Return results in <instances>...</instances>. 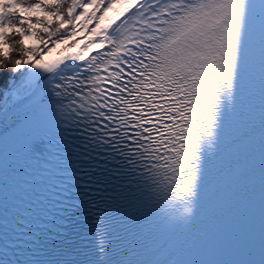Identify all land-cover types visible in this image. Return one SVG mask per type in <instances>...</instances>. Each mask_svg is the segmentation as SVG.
<instances>
[{
	"label": "snow or ice",
	"instance_id": "1",
	"mask_svg": "<svg viewBox=\"0 0 264 264\" xmlns=\"http://www.w3.org/2000/svg\"><path fill=\"white\" fill-rule=\"evenodd\" d=\"M257 15L264 61V0H0V75L11 62V99L53 109L84 147L119 157L131 183L183 206L182 217L169 218L187 223L235 109ZM78 32L89 36L73 41ZM15 37L22 58L12 60ZM30 40L44 47L29 48ZM49 42L69 46L46 61ZM96 226L97 260L114 264L107 213Z\"/></svg>",
	"mask_w": 264,
	"mask_h": 264
},
{
	"label": "trees",
	"instance_id": "2",
	"mask_svg": "<svg viewBox=\"0 0 264 264\" xmlns=\"http://www.w3.org/2000/svg\"><path fill=\"white\" fill-rule=\"evenodd\" d=\"M30 2H35V0H30ZM68 3H71V0H68ZM93 10V9H92ZM66 11V7L61 9V14H63ZM81 11V9H77V13H79ZM41 16V18H43L42 14H39ZM78 22H76V27L78 25ZM53 28L56 27V23H54L52 25ZM72 25H66L65 29L62 30V34H66L67 31L69 29H71ZM40 35L45 36V39H47L48 37L41 31ZM19 37H15L13 38L12 41H10V43L12 44L14 51L12 52V60L18 59V58H22L20 56L21 53V48L20 45L17 44L15 41L18 40ZM52 39H55V37H52ZM54 45L51 44V42H49V47H53ZM28 47H40L43 48L44 45L40 44L39 42H35V43H28ZM11 68H12V64L11 62H9L8 64V71L7 72H3L2 75H0V101L3 100V98L5 97V93L8 92L10 90V85H11V81L14 78L13 77V73L11 72ZM19 74H16V76L18 77Z\"/></svg>",
	"mask_w": 264,
	"mask_h": 264
},
{
	"label": "rangeland",
	"instance_id": "3",
	"mask_svg": "<svg viewBox=\"0 0 264 264\" xmlns=\"http://www.w3.org/2000/svg\"><path fill=\"white\" fill-rule=\"evenodd\" d=\"M83 21H79L78 22V26L77 28L79 29V26L80 24H82ZM95 26V22H93V24H90L89 27H94ZM89 36V33H86V32H78L77 36L73 38V41L74 40H85V37H88ZM73 41H69V45L73 42ZM36 41L35 40H30L28 43H35ZM69 45H61L59 48H55L54 46L52 47L54 50L51 52L50 55H45L44 58H48L49 56H51L52 58L56 59V58H59L61 56V53L64 49L68 48ZM83 46V44H81V47ZM66 54V53H65ZM11 91H12V88L10 86V90L6 93L9 94V98L8 100L11 98ZM7 100V102H8ZM5 102V97L3 98L2 101H0V105H2L3 103Z\"/></svg>",
	"mask_w": 264,
	"mask_h": 264
},
{
	"label": "bare ground",
	"instance_id": "4",
	"mask_svg": "<svg viewBox=\"0 0 264 264\" xmlns=\"http://www.w3.org/2000/svg\"><path fill=\"white\" fill-rule=\"evenodd\" d=\"M109 15H112V13H110ZM95 53H96V50L94 49L93 52L91 53V55H94ZM56 59H58V58H56ZM56 59L52 58L51 56H49L48 58H45L46 61H54ZM69 63L75 64L77 62H69ZM25 105L26 104H21L17 100L11 99V98L8 100V102H4L2 104V106L0 107V122L3 119H5L7 116H9L10 114L15 112L18 108H21Z\"/></svg>",
	"mask_w": 264,
	"mask_h": 264
}]
</instances>
